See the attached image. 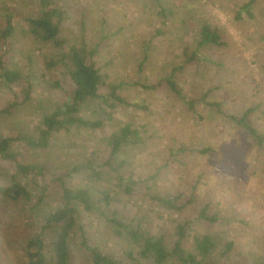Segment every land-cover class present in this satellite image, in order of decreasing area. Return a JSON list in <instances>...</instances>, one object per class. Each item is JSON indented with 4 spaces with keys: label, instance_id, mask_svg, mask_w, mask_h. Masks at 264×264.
<instances>
[{
    "label": "rangeland",
    "instance_id": "374dc122",
    "mask_svg": "<svg viewBox=\"0 0 264 264\" xmlns=\"http://www.w3.org/2000/svg\"><path fill=\"white\" fill-rule=\"evenodd\" d=\"M250 1L54 0L63 13L61 38L93 50L107 86L121 85L119 95L141 108L119 106L114 120L100 129L53 133L46 148H33L18 138L39 140L44 116L66 102L73 87L61 66L45 67L59 50L29 32L27 18L39 10L37 0H0V21L12 14L16 27L5 62L23 77L14 89L0 80V110L10 111L0 114V136L17 139L13 150L21 163L47 166L51 187L57 182H49L62 175L71 189H89L96 199L107 189L115 197L113 208L125 219H142L155 234L171 237L178 222L191 221L192 234L219 232L224 242L234 243L218 264H264V147L228 118L253 109L251 123L264 135V0L242 9ZM205 25L218 31L222 45H201ZM179 67L174 79L188 99L199 100L194 111L166 82ZM205 94L221 113L200 100ZM92 111L84 109L83 116L95 120ZM126 125L139 131L142 141L119 154L126 163L123 175L151 178L152 192L193 199L183 213L165 210L140 194L126 197L108 167L96 183L76 170L90 159L105 163L110 138ZM206 148L211 153L199 152ZM13 171L14 164L2 161L0 184ZM59 199L51 193L32 211L0 195V264H29L25 243L39 232L40 216L59 206ZM206 206L210 215H218L217 223L199 220ZM78 211L92 246L117 258L133 253L135 260L127 264H154L140 260L137 247L115 234L100 212ZM81 234L72 243L73 262L91 264L81 250Z\"/></svg>",
    "mask_w": 264,
    "mask_h": 264
},
{
    "label": "trees",
    "instance_id": "16d2710c",
    "mask_svg": "<svg viewBox=\"0 0 264 264\" xmlns=\"http://www.w3.org/2000/svg\"><path fill=\"white\" fill-rule=\"evenodd\" d=\"M255 1L251 0L242 9H250ZM37 2L39 10L27 18L30 26L29 32L38 41L52 43L59 50L58 55L53 59L45 61V67L53 69L61 66L73 89L66 102L57 105L52 113L44 116L39 127V140L25 136L18 139L33 148H46L53 133L69 132L72 128L97 130L104 127L106 122L114 120V113L119 106L141 108L140 105L130 104L119 95L121 85L107 86V78L93 60V50L90 53L83 46L69 45L61 38L60 24L63 14L61 7L54 0H37ZM15 33L13 16L7 14L4 21H0V80L1 84L9 89H14L23 79L21 71L10 69L4 58L12 47L11 42ZM201 38V45L220 46L223 44L218 31L210 25L202 27ZM178 70L182 68L174 69L166 82L171 92H174L185 105L194 111L199 100L188 99L178 88L174 79V74ZM56 85L59 86V83ZM200 100L220 111L219 104L207 101V94ZM90 108H93L92 114L98 116L95 120L83 116L84 109L90 110ZM252 111L253 109H248L240 116H228V118L245 129L256 144L264 147V135L251 123ZM4 113H10L9 108L0 110V114ZM16 140L14 137L0 136V163L3 161L14 164V171L9 174L6 184H0V195L12 203H25L32 211L41 208L51 193L57 192L60 198L59 206L49 208L44 211V216H40L39 232L32 234L25 243L23 250L29 264H74L71 248L79 230L82 231L81 250L87 255L91 264H127L135 260L133 253H126L124 257L117 258L103 252L97 246H92L83 234L82 226L78 223L79 207H83L85 211L100 212L112 225L115 234L120 237L125 236L137 247L140 260H150L154 264H218L221 258L227 257L233 250L234 243L224 242L219 232L192 234L191 221L178 222L173 228L171 237L165 234H155L151 229L145 228L142 219H125L120 210L113 208L115 197H112L107 189L100 192V197L96 199L89 189L77 191L71 189L62 175L55 176L49 182H57L54 185L56 189H53L54 186L51 187V184L46 183L47 166L24 164L19 161L18 154L13 150ZM141 141L139 131L133 129L131 125H126L110 138L111 153L105 163L100 164L90 159L82 161L76 170H83L87 178L92 183H96L104 179V168L108 167L115 172L118 184L126 197L131 198L135 194H140L165 210L183 213L190 207L193 199L187 200L181 194L163 195L159 192H152L151 178L135 180L133 174L123 175L122 169L126 163L119 161V154L126 147L137 145ZM211 151V148H206L199 152L207 154ZM209 209V206L204 207L199 212L198 218L202 222L215 224L218 222V215H210Z\"/></svg>",
    "mask_w": 264,
    "mask_h": 264
}]
</instances>
